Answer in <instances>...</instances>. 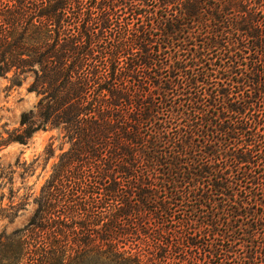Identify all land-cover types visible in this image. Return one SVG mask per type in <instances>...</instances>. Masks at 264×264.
<instances>
[{
    "label": "trees",
    "instance_id": "16d2710c",
    "mask_svg": "<svg viewBox=\"0 0 264 264\" xmlns=\"http://www.w3.org/2000/svg\"><path fill=\"white\" fill-rule=\"evenodd\" d=\"M10 73L68 148L0 264H264V0H0Z\"/></svg>",
    "mask_w": 264,
    "mask_h": 264
},
{
    "label": "rangeland",
    "instance_id": "374dc122",
    "mask_svg": "<svg viewBox=\"0 0 264 264\" xmlns=\"http://www.w3.org/2000/svg\"><path fill=\"white\" fill-rule=\"evenodd\" d=\"M29 82L26 77L17 86L11 73L0 77V135L7 137L19 127L21 114L37 106L39 98L27 91ZM62 136L60 129L47 128L33 134L26 145L11 143L0 150V239L28 223L42 185L68 148Z\"/></svg>",
    "mask_w": 264,
    "mask_h": 264
}]
</instances>
